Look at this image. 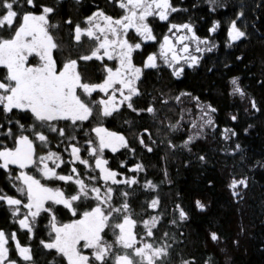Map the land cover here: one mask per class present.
<instances>
[{"label":"snow or ice","instance_id":"obj_1","mask_svg":"<svg viewBox=\"0 0 264 264\" xmlns=\"http://www.w3.org/2000/svg\"><path fill=\"white\" fill-rule=\"evenodd\" d=\"M119 8L120 14L113 15L97 7L81 23L74 24L69 18L75 41L87 37L92 47L88 54L61 58L63 50L55 35L59 24L52 22L54 6L45 0H0V117L6 114L5 122L0 123V169L7 171L17 193L0 192V201L12 208L13 215L19 217V228L27 230L32 238L43 225L39 245L53 256L49 264H174L173 248L167 241L175 240V235L164 233V242L159 246L156 243L161 237L153 229L160 217L143 220L144 230L137 229L138 220L133 218L127 199L130 193L121 185H136L138 178L131 175L119 180L124 173L114 170L106 157V150L116 154L130 148V140L123 132L108 128L104 121L122 107L155 116L156 98L143 108L134 100L144 95L140 83L145 70L158 68L159 61L180 78L185 66H198L202 54L216 45L207 37L202 40L194 25L187 22H170L169 34L158 37L150 18L170 21L171 14L178 11L171 0H119ZM243 15L241 11L230 21L227 36L233 42L246 36L237 24ZM219 26L217 20L210 31L215 33ZM145 42H158L159 52L148 53L137 63L136 55L143 52ZM88 61L99 62L103 76L98 81L84 75L81 62ZM230 83L233 95L239 94L242 99L247 95L240 77H233ZM182 96L190 97L192 107L199 112L198 121L190 122L193 131L183 141L191 151L190 145L215 125L218 109L191 92L180 93L176 100ZM250 103L257 112L264 107L255 98ZM183 112L191 113V109ZM17 113L19 118H15ZM237 118L231 116L233 121ZM92 120L95 126L83 137L72 134L84 132L85 122ZM181 126V121L167 125L173 132ZM144 133H148L147 139L142 133L138 142L152 152V135L148 128ZM52 134H57L62 143L67 141V161L60 152L47 150ZM236 134L232 128H225L223 133L226 140ZM235 147L239 149L240 144ZM82 153H87V158ZM199 158L203 160L204 156ZM143 169L142 163H136L131 171ZM237 185L247 187V181L233 179L229 187L235 190ZM144 186L157 187L151 181ZM234 195L239 193L234 191ZM195 203L201 210L207 207L200 200ZM159 204L157 196L150 206L156 209ZM188 216L177 204L171 223ZM109 234L113 239H108ZM210 239L218 241L220 236L211 231ZM177 256L179 264H196L194 258L186 260L182 253ZM0 264H37L33 245L22 243L16 231L0 229Z\"/></svg>","mask_w":264,"mask_h":264},{"label":"trees","instance_id":"obj_2","mask_svg":"<svg viewBox=\"0 0 264 264\" xmlns=\"http://www.w3.org/2000/svg\"><path fill=\"white\" fill-rule=\"evenodd\" d=\"M45 2L56 9L52 22L59 24L55 35L63 50L61 58L69 54L73 58L77 54H88L92 47L87 37L82 38L81 42L75 41L74 26L67 23L69 18L74 24L85 22V18L97 7L113 15L121 12L119 0ZM171 2L178 11L171 14L170 21L160 22L150 18L158 37L166 34L170 22H187L194 25L202 39L207 37L216 47L203 55L197 67L185 68V74L180 78L173 76L171 69L160 63L158 68L146 69L140 83L144 95L134 100L143 108L156 98L154 106L157 114L153 116L122 107L106 118L105 125L123 132L131 144L130 148L121 149L116 154L106 150V157L114 170L124 173L118 176L119 180L131 175L138 178L136 185H121L122 190L127 188L130 193L127 199L133 210V218L138 220L137 229L143 231L142 221L155 216L161 218L153 229L161 237L156 241L157 246L164 242V233L175 235V240L167 241L173 248L174 264H179L178 253H182L186 260L194 258L196 264H264V107L257 112L250 103L255 98L258 105L264 106V0ZM212 8L215 11H211ZM241 11L244 15L237 19V24L246 32V36L233 42L227 32L230 21L236 19ZM217 20L220 26L212 33L210 29ZM156 48L157 42L144 43L143 52L136 55L137 63L146 54L156 52ZM81 66L84 75L91 80L102 78L99 62H81ZM233 77H240L241 86L247 94L243 99L239 94L231 93L230 81ZM182 92L199 95L202 101L210 102L218 109L214 113L215 125L206 129L204 136L190 145L191 151L183 146V141L192 132L190 122L198 110L192 107L188 96L176 100ZM185 108L191 109V113H182ZM232 115H237L236 121L231 119ZM15 118H19V113ZM5 119L6 114L0 117V123H4ZM177 121H181L182 126L173 132L167 125ZM95 124V120L85 122L84 132L72 134L83 137ZM144 128H148L152 135V152L138 142L142 133L147 139L148 133H144ZM225 128L235 129L237 134L226 140L223 135ZM68 130L71 132L70 124ZM56 135L52 134L47 150L60 152L67 161L69 155L64 151L68 147L67 141L62 143ZM91 135L94 136V133ZM237 143L240 144L239 149L235 147ZM173 144L175 147H172ZM82 154L87 158V153ZM200 156H204V159L201 160ZM136 163H142L144 169L134 173L131 168ZM78 167L86 166L78 164ZM233 179L247 181V187L241 185L235 191L239 195H234V190L229 187ZM147 181L157 187H145ZM0 192L17 194L7 171L3 169H0ZM157 196L160 204L153 209L150 204ZM196 200L207 207L199 209ZM177 204L183 206L189 216L184 221L172 224ZM175 216L178 217V210ZM0 229L6 233L16 231L22 243L32 244L37 264H49L52 260L53 256L47 254L49 250L39 245V238L44 235L43 225L37 228L36 238H32L27 230L19 228L10 207L3 201H0ZM211 231H216L220 236L218 241L210 239ZM108 239L113 237L109 234Z\"/></svg>","mask_w":264,"mask_h":264},{"label":"rangeland","instance_id":"obj_3","mask_svg":"<svg viewBox=\"0 0 264 264\" xmlns=\"http://www.w3.org/2000/svg\"><path fill=\"white\" fill-rule=\"evenodd\" d=\"M156 19H158V18H156ZM166 34H169L168 33V31L166 32ZM203 40V39H202ZM209 40V39H208ZM210 42H211V44H214L213 43V41H211V40H209ZM161 42H162V39H161ZM145 43H147V42H145ZM203 46V45H202ZM193 47H194V45H193ZM214 49V48H213ZM156 52L158 53L159 52V43L157 42V48H156ZM206 53H209V52H205V53H203L202 55H204V54H206ZM158 63H160L159 61H158ZM160 64H162V63H160ZM163 65V64H162ZM165 66V65H164ZM167 67V66H166ZM197 67V66H196ZM185 68H189V69H193V68H195V67H189V66H185ZM198 119H199V112L197 113V115L195 116V118L194 119H192V121H198ZM192 131H193V129H192ZM110 151V150H109ZM67 154H68V152H67ZM93 163H94V161H93ZM16 168V166H13V169H15ZM12 181V180H11ZM12 184L14 185V182L12 181ZM241 185H237V187L235 188V190L234 191H237V189H238V187H240ZM10 210H11V213H12V216H13V220L16 222V224L18 225V218L19 217H17V216H15V215H13V210H12V208L10 207ZM19 226V225H18Z\"/></svg>","mask_w":264,"mask_h":264}]
</instances>
